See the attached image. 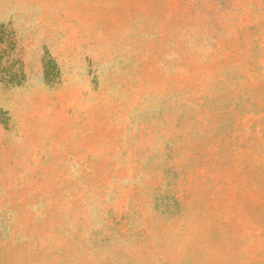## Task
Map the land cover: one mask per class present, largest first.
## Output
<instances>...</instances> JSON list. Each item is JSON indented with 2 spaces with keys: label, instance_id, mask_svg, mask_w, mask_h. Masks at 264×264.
Returning a JSON list of instances; mask_svg holds the SVG:
<instances>
[{
  "label": "rangeland",
  "instance_id": "obj_1",
  "mask_svg": "<svg viewBox=\"0 0 264 264\" xmlns=\"http://www.w3.org/2000/svg\"><path fill=\"white\" fill-rule=\"evenodd\" d=\"M0 264H264V0H0Z\"/></svg>",
  "mask_w": 264,
  "mask_h": 264
}]
</instances>
